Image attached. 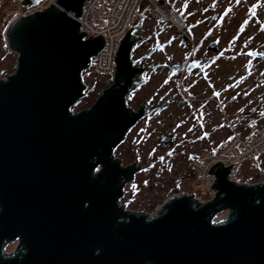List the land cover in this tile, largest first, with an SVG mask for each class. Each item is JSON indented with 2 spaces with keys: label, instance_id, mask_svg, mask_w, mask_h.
Masks as SVG:
<instances>
[{
  "label": "water",
  "instance_id": "water-1",
  "mask_svg": "<svg viewBox=\"0 0 264 264\" xmlns=\"http://www.w3.org/2000/svg\"><path fill=\"white\" fill-rule=\"evenodd\" d=\"M84 1L57 0L7 28L18 56L15 72L0 78V264H264V180L231 181V165L210 167L215 194L204 203L178 194L152 216L121 204L141 166H123L114 150L144 113L127 103L144 68L133 66L130 27L112 83L72 110L105 40L80 31Z\"/></svg>",
  "mask_w": 264,
  "mask_h": 264
},
{
  "label": "flooded vegetation",
  "instance_id": "flooded-vegetation-1",
  "mask_svg": "<svg viewBox=\"0 0 264 264\" xmlns=\"http://www.w3.org/2000/svg\"><path fill=\"white\" fill-rule=\"evenodd\" d=\"M18 1L22 6L23 1ZM219 3V0H182L179 15L184 26L178 39L169 36L162 42L147 40L148 52L144 58L151 60L158 49L162 48L166 60L159 65L152 63L143 67L134 60V53L142 37L132 30L134 44L131 60L133 66L144 68L141 74L135 76L132 86L137 85V80L145 73L152 76L165 74L166 77L165 89L153 92L148 103L137 108L139 110L144 107V113L137 123L147 115L158 116L166 111L170 119V108L179 105L175 107L177 114L174 115L178 119L174 127H178V130L174 128L157 138V144L163 146L169 156L176 151L177 156L191 158L205 143L217 139L215 133L219 128H232L230 133L227 131L224 135V140L228 142L234 131H240L236 127H248L251 121L264 118V95H261L258 87L264 85V56L249 53L254 50L264 54V43L259 50L243 46L235 55L233 50L227 49L235 45V40H228L229 46H222L218 39L221 24H227L231 18L232 25L239 22L236 16L242 10V4H245V9L239 33L250 25L253 28L257 26L258 32L264 35V0H233L225 7L227 2ZM236 5L239 6L234 9ZM175 65L180 66L176 69ZM177 78L179 87L174 88ZM166 85L169 87L166 88ZM254 90L257 91L254 93ZM167 126L171 127L172 123L168 121ZM180 127L185 128V131L179 130ZM163 136H171L172 140L163 144L160 141ZM192 149L194 151L190 152ZM164 186L162 184L161 188L165 189Z\"/></svg>",
  "mask_w": 264,
  "mask_h": 264
},
{
  "label": "rangeland",
  "instance_id": "rangeland-1",
  "mask_svg": "<svg viewBox=\"0 0 264 264\" xmlns=\"http://www.w3.org/2000/svg\"><path fill=\"white\" fill-rule=\"evenodd\" d=\"M165 1L173 9L180 11L182 0ZM232 1L233 0H219L220 3L227 2L224 7ZM238 6L239 5H236L234 9H237ZM244 7L245 4L240 5L242 10L239 11L236 16V19L239 20V22L232 25L231 18L227 24L223 23L220 25L218 32V39L222 42V46H229L227 41L235 40V45L227 47V49L233 50L235 55H237V51L243 46H245L246 49L250 48L259 50L263 48L264 43V35L258 32L257 26L253 28L249 25L245 28V31L239 33L238 30L241 29L240 25L244 17ZM20 8L21 6L18 0H0V78L2 79H5L16 70L18 54L8 48L6 33L9 24ZM147 11V8L139 9L134 17L135 20L144 14V12L146 15L148 14L147 19L142 23L140 30L136 31L142 39L137 45L133 57L134 60L137 61L139 65H143V67H147L152 63L159 65L166 60L162 55V48L158 49V52H156L155 56L151 57V60L144 58L148 52L147 40L154 39L155 41L162 42L169 36L178 39V34L182 33V30H178L175 27L173 29L170 27L172 25L157 20ZM228 17H230V14ZM158 28H162V30L157 33L156 30ZM260 39L261 43L259 42ZM91 71L92 69L88 68L83 72V80L85 84H88L89 88L95 87V89L93 91L86 89L85 92H88V94L84 95V97L78 100L72 107L74 112L89 107L97 98L96 92L98 91L101 93L104 89L102 88L103 85L112 80V74H102L97 78H94ZM165 78V74H156L152 76L151 74L145 73L137 80L136 88L131 93L130 100L129 98L127 99L128 105L137 110L141 104L148 103L147 100L153 92L158 93L165 89ZM178 83L179 79L177 78L174 81L173 87L178 88ZM167 87L169 86L166 85V88ZM258 87L260 88L261 95H264V85H258ZM256 91L257 90H254L253 92L255 93ZM176 106L172 105L170 108V119L167 117V111L162 112L158 116L147 115L128 131L125 139L114 150V156L120 160L122 159L121 163L123 166L130 164L140 165L141 167L144 166L141 171L139 170L135 173L134 179L131 182H127L124 186L125 192L120 201L128 210L146 212V214L152 216L162 210L163 204L168 200L167 198L183 193L190 194L194 191L193 183H195L197 171L191 166V160L196 158L200 153H205L206 151L217 153L218 149H215L220 148L226 143L224 135L227 131L230 133L232 130L231 127L229 129L219 128L215 133L217 139L214 140V138L213 142L210 141L205 143L197 152H195L194 155L191 156V158H187V156H177L176 151L169 156L167 155V150L163 148V146L157 144V138L168 134L174 128H177L178 130V127H174L176 121H178L177 116H174L177 114L175 110ZM168 121L172 123L171 127L167 126ZM256 122H264V118L257 121H251L249 126ZM244 127L245 126L236 127V130L241 131ZM179 130L185 131V128L180 127ZM179 138L181 139V137ZM193 151L194 150L192 149L190 152ZM257 162L258 163L254 165L249 159L243 160V168L239 175L240 182L254 184L264 180V151L260 153ZM154 172L156 173L155 175H153ZM162 184H165V189L161 188ZM197 197H200L201 199L208 197V190L204 185L199 188ZM226 215L227 212L224 211L218 214L217 218ZM16 247L17 242L13 241L9 242L5 248L6 251L10 253L13 252Z\"/></svg>",
  "mask_w": 264,
  "mask_h": 264
},
{
  "label": "built area",
  "instance_id": "built-area-1",
  "mask_svg": "<svg viewBox=\"0 0 264 264\" xmlns=\"http://www.w3.org/2000/svg\"><path fill=\"white\" fill-rule=\"evenodd\" d=\"M57 6V0H39L31 6H21L15 18L25 17L41 12L50 5ZM147 8L149 13L161 22H167L178 30H182L184 23L180 15L168 5L165 0H85L82 5L80 31H85V38L90 34L94 37L102 34L105 37L103 48L91 58L89 68L91 74L97 78L102 74H112L115 70L116 49L126 32L132 26L134 17L139 9ZM74 13L69 12L68 15ZM74 18H77L74 16ZM88 87V84H86ZM264 151V122L252 123L242 131H234L231 138L217 151L200 153L191 160V166L197 171L194 191L190 194L199 203L211 200L215 194L213 183L215 176L209 169L217 162L223 167L231 165L228 179L242 183L239 180L243 168V160L249 159L254 165L258 162L260 153ZM217 169V165L214 167ZM208 190L207 198L197 197L201 186ZM189 195V194H188Z\"/></svg>",
  "mask_w": 264,
  "mask_h": 264
},
{
  "label": "trees",
  "instance_id": "trees-1",
  "mask_svg": "<svg viewBox=\"0 0 264 264\" xmlns=\"http://www.w3.org/2000/svg\"><path fill=\"white\" fill-rule=\"evenodd\" d=\"M171 7V6H170ZM171 9H173L172 7H171ZM148 10V9H147ZM173 10H175V9H173ZM178 14H179V11H177V10H175ZM148 13H149V11H147ZM150 14V13H149ZM148 15V14H147ZM147 15H146V13L144 12V14H142L138 19H135L134 20V22L132 23V26H131V28L132 29H134V31H138V30H140V27H141V25H142V23L147 19ZM151 15V14H150ZM152 16V15H151ZM160 30H162V28H158L157 29V31H160ZM112 83V80L109 82V83H106L105 85H103V87L102 88H105V87H107V86H109L110 84ZM135 88H136V85L134 84L132 87H131V89L129 90V93H128V95H127V99L129 98V100H130V97H131V93L135 90ZM95 89V87H91V88H89V86L87 87V90H91V91H93ZM88 94V92L85 94V95H87ZM100 93L97 91L96 92V95H97V97H98V95H99ZM219 149V148H218Z\"/></svg>",
  "mask_w": 264,
  "mask_h": 264
},
{
  "label": "bare ground",
  "instance_id": "bare-ground-1",
  "mask_svg": "<svg viewBox=\"0 0 264 264\" xmlns=\"http://www.w3.org/2000/svg\"><path fill=\"white\" fill-rule=\"evenodd\" d=\"M181 17V16H180ZM17 18H15V19H12V21L11 22H13V21H15Z\"/></svg>",
  "mask_w": 264,
  "mask_h": 264
},
{
  "label": "snow or ice",
  "instance_id": "snow-or-ice-1",
  "mask_svg": "<svg viewBox=\"0 0 264 264\" xmlns=\"http://www.w3.org/2000/svg\"><path fill=\"white\" fill-rule=\"evenodd\" d=\"M98 170V169H97ZM222 222V221H221Z\"/></svg>",
  "mask_w": 264,
  "mask_h": 264
}]
</instances>
